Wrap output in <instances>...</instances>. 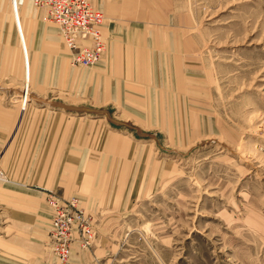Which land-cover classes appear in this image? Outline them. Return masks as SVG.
I'll return each mask as SVG.
<instances>
[{"label":"rangeland","instance_id":"rangeland-1","mask_svg":"<svg viewBox=\"0 0 264 264\" xmlns=\"http://www.w3.org/2000/svg\"><path fill=\"white\" fill-rule=\"evenodd\" d=\"M7 1L0 45L15 31L23 58L21 78L0 58V264H56L48 195L76 197L96 232L68 264H264V0H88L91 67L26 0L62 54L39 81Z\"/></svg>","mask_w":264,"mask_h":264},{"label":"built area","instance_id":"built-area-1","mask_svg":"<svg viewBox=\"0 0 264 264\" xmlns=\"http://www.w3.org/2000/svg\"><path fill=\"white\" fill-rule=\"evenodd\" d=\"M26 0H14L21 6ZM44 8L47 18L60 30L66 47L71 51V64L91 67L103 56L104 38L101 32L103 15L88 0H30ZM46 203L52 210L47 233V249L57 264H68L71 247L77 244L89 249L96 232L91 218L83 212L76 197L60 199L48 195Z\"/></svg>","mask_w":264,"mask_h":264},{"label":"crops","instance_id":"crops-1","mask_svg":"<svg viewBox=\"0 0 264 264\" xmlns=\"http://www.w3.org/2000/svg\"><path fill=\"white\" fill-rule=\"evenodd\" d=\"M7 7H8V1L0 0V11L2 8V11L5 13ZM32 7L33 6L28 2L23 7H21L19 11L21 13V17H23L25 21H28V24H30L31 26L30 27L31 32L29 33L28 36L29 38L27 41L28 43L25 42V49L28 48L30 62L32 63L33 66V81H35V79L39 78L41 71H43L45 67L49 68V65H46L45 63L49 64V61L55 60V66L57 68L59 61H61L59 56H62V54L59 55L57 54L58 57H56L54 55L53 49H51L52 44L56 42L58 43L56 29L53 26L49 25L46 21H42L40 18H37L38 17L37 12H36V17L33 18L34 12L31 11ZM40 15H42L41 12ZM3 25L5 26V23H3ZM18 39L19 36L17 38V35L13 30L10 32L7 31L6 33H3V39L1 41L2 44L0 45V58L2 56L7 57V60L14 63V67L13 68L10 67V73L5 74L6 77L10 76L13 72V74H15V78H21L22 67L21 65H19V62H20V56H22L21 58H23V49H22V44ZM19 53H21V55ZM71 70L72 73L69 75H72L76 72V69L74 68ZM55 71L56 70L54 68V72ZM37 72H38V76H36ZM75 80L76 83H78V80L77 79ZM27 84H28V88L30 89V85L28 82Z\"/></svg>","mask_w":264,"mask_h":264},{"label":"bare ground","instance_id":"bare-ground-1","mask_svg":"<svg viewBox=\"0 0 264 264\" xmlns=\"http://www.w3.org/2000/svg\"><path fill=\"white\" fill-rule=\"evenodd\" d=\"M24 4V3H23ZM23 4L21 5V6H23ZM38 7V6H37ZM39 8H41V7H39ZM42 9V11L44 12V15H45V17H46V19L47 20H49L48 18H47V14H46V11H45V9L44 8H41ZM50 21V20H49ZM50 22H52V21H50ZM104 22V21H103ZM53 23V22H52ZM53 24H55V23H53ZM56 25V24H55ZM102 25H103V23H102ZM102 25H101V27H102ZM57 26V25H56ZM58 27V26H57ZM58 30H59V27H58ZM59 34H60V36H61V33H60V30H59ZM61 39H62V41H63V38H62V36H61ZM63 43H64V41H63ZM64 46L66 47V45H65V43H64ZM66 49L69 51V53H70V55H71V51L66 47ZM80 67V66H79ZM83 119H85V118H77V120L76 121H83ZM48 206V205H47ZM48 208H50L49 206H48ZM52 211V210H51ZM86 214V213H85ZM71 252H72V249H71ZM50 253V252H49ZM51 254V253H50ZM52 256V255H51ZM71 256V255H70ZM53 257V256H52ZM53 259L55 260V258L53 257ZM55 262H56V260H55ZM57 264V263H56Z\"/></svg>","mask_w":264,"mask_h":264}]
</instances>
